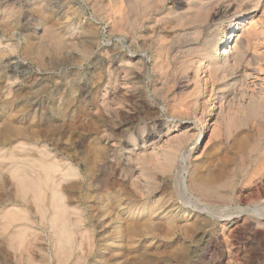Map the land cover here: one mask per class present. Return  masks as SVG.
Listing matches in <instances>:
<instances>
[{
  "label": "rangeland",
  "instance_id": "obj_1",
  "mask_svg": "<svg viewBox=\"0 0 264 264\" xmlns=\"http://www.w3.org/2000/svg\"><path fill=\"white\" fill-rule=\"evenodd\" d=\"M245 18L249 31L231 44L242 59L216 74L206 54ZM0 20V128L20 130L0 142V264H264V0H0ZM46 28L59 51L41 44ZM253 105L263 107L254 117ZM186 149L193 178L217 176L202 177L220 195L183 192ZM38 159L64 190L36 196ZM73 181L84 185L65 190ZM154 204L173 208L154 218L165 228L102 253L118 214L130 221L125 208Z\"/></svg>",
  "mask_w": 264,
  "mask_h": 264
},
{
  "label": "bare ground",
  "instance_id": "obj_2",
  "mask_svg": "<svg viewBox=\"0 0 264 264\" xmlns=\"http://www.w3.org/2000/svg\"><path fill=\"white\" fill-rule=\"evenodd\" d=\"M2 1V0H1ZM4 1V0H3ZM20 3V2H19ZM21 4V3H20ZM10 5V4H9ZM21 8V7H20ZM23 8V7H22ZM11 9V8H10ZM12 10V9H11ZM12 13V12H11ZM10 13V14H11ZM204 14V13H203ZM5 16H8V15H5ZM30 16V15H29ZM32 16V15H31ZM197 16V15H196ZM14 17V16H13ZM194 17V16H193ZM31 18V17H30ZM34 18V17H33ZM190 19V18H189ZM192 19V18H191ZM28 20V19H27ZM0 21H2V20H0ZM6 21V20H5ZM26 21V20H25ZM32 21V20H31ZM42 21V20H41ZM250 18H245V19H243V20H241V19H239V20H237V22H235L231 27H230V31L225 35V36H223L222 38H221V40L219 41V43L218 44H220V43H222L221 45H220V47H218L216 50V54H214L213 52H208L207 54H206V57L208 58V60L209 61H215V64H214V72L216 73V74H218L220 71H223V69L225 68V66H229V68H231V66H234V64L236 63V62H238L239 61V58L241 57H239V55L238 56H232L231 55V52H232V45L231 44H233L234 42H238L239 41V39H240V34H241V32H242V30L244 31V32H246L247 30L249 31V29L250 28H248V26L251 24L250 22ZM4 22V21H3ZM5 23V22H4ZM35 23V22H34ZM48 23V22H47ZM55 23V22H54ZM2 24V26H5L6 27V24L5 25H3V23H1ZM13 24V23H12ZM15 24V23H14ZM45 25H47V24H44V26ZM49 25H51V24H49ZM188 25V24H187ZM1 26V25H0ZM2 26H1V28H2ZM23 26V25H22ZM28 26V25H27ZM54 26V25H53ZM185 26V25H184ZM9 27V26H8ZM7 27V28H8ZM15 27V26H14ZM14 27H12V29L14 28ZM46 27V26H45ZM49 26L47 25V28H48ZM54 27H57V26H54ZM10 28V27H9ZM9 28H8V30H9ZM47 28H46V30H47ZM53 28V27H52ZM52 28H50V29H48L47 31L45 30V32H44V34H45V36L43 37V40L41 41V44L44 42V41H51L52 43H55V45L54 44H52V45H54L55 47H57L56 48V50H58V49H60V47L61 48H63L62 46H64L65 45V43L63 42V40H62V38H61V35H59V33L57 32V31H55L54 29H52ZM202 29V28H201ZM3 30V29H2ZM6 30V29H5ZM25 30V29H24ZM15 31V30H14ZM22 31V30H21ZM200 31V30H199ZM201 32V31H200ZM199 32V33H200ZM15 33V32H14ZM19 33V32H18ZM198 32H197V34L198 35H201V33L199 34ZM3 34V33H2ZM20 34V33H19ZM196 34V33H195ZM14 35V34H13ZM43 35V34H42ZM244 35H246V33H244ZM243 35V36H244ZM15 36V35H14ZM197 36V35H196ZM242 36V37H243ZM65 37V36H64ZM225 37V38H224ZM251 38V37H250ZM24 39V38H23ZM55 40V42H53L52 40ZM40 40V39H39ZM34 41V40H33ZM26 42V41H25ZM32 42V41H31ZM227 42V43H226ZM247 42V41H246ZM46 43V42H45ZM47 43H49V42H47ZM46 43V44H47ZM32 44V43H31ZM34 44V43H33ZM40 44V43H39ZM45 44V45H46ZM68 44H70L69 42H68ZM27 45V44H26ZM38 45V44H37ZM49 46V45H48ZM48 46H47V48H48ZM51 46V45H50ZM54 46H52V48L54 47ZM183 46V45H182ZM237 46V45H236ZM30 47V46H29ZM43 47V46H42ZM36 48V47H35ZM44 48H46V47H44ZM46 48V49H47ZM66 48V47H65ZM71 48V47H70ZM200 48V47H199ZM198 48V49H199ZM26 49H27V46H26ZM26 49H24V50H26ZM50 49V48H49ZM44 50V49H43ZM48 50V49H47ZM47 50H45V51H47ZM28 51V50H27ZM30 52H31V50H29ZM49 51H52V50H49ZM59 51V50H58ZM23 52V51H22ZM159 52V51H158ZM197 52H199V50H197ZM201 52V51H200ZM203 52V51H202ZM37 53V52H36ZM39 53V52H38ZM23 54V53H22ZM25 54V53H24ZM40 54V53H39ZM43 54V53H42ZM37 54H35V56H36ZM205 55V54H204ZM38 57H39V55H38ZM41 57V56H40ZM33 59V58H32ZM241 59H242V57H241ZM36 60V59H35ZM39 60V59H38ZM41 63V62H40ZM239 63V62H238ZM232 64V65H231ZM204 65H206V64H204ZM236 65V64H235ZM238 65V64H237ZM20 66V65H19ZM204 68H206V67H204ZM211 68V67H210ZM213 68V67H212ZM234 68H232V70H233ZM211 70V69H210ZM226 71V70H225ZM211 72H213V71H211ZM221 73V72H220ZM224 73V72H223ZM226 73H227V71H226ZM215 75V74H214ZM226 76V75H225ZM228 77V76H227ZM233 77V76H232ZM242 77H243V75H242ZM250 78V77H249ZM95 79V78H94ZM214 79V78H213ZM220 79V78H219ZM244 79V78H243ZM245 80V79H244ZM248 80V79H247ZM242 83V82H241ZM244 95V94H243ZM233 96V95H232ZM245 96V95H244ZM242 97V96H241ZM237 98V97H236ZM262 98V97H261ZM263 99V98H262ZM261 100V99H260ZM264 100V99H263ZM255 102V101H254ZM252 104V103H251ZM256 105V104H255ZM254 106V105H253ZM253 106H252V108H253ZM257 107H260L259 105H256ZM256 106H254V108L256 107ZM262 107V106H261ZM255 109H257V108H255ZM254 109V110H255ZM262 109H263V107H262ZM262 109H257L256 111H254V114H253V117H254V115H255V112H258V110L260 111V110H262ZM253 110V109H252ZM251 110V111H252ZM259 113V112H258ZM257 113V114H258ZM263 113V112H262ZM249 114H250V112H249ZM249 114H248V116H249ZM85 115V114H84ZM258 115H261V116H264V114L262 115V114H258ZM258 115H256V118H258ZM9 117V116H8ZM260 117V116H259ZM7 118V117H6ZM8 119V118H7ZM2 120H5V119H3L2 118ZM8 121V120H7ZM9 122V121H8ZM2 123V122H1ZM5 123V122H4ZM11 123V122H10ZM73 123H76V122H73ZM1 125V124H0ZM21 126V125H20ZM27 126V125H26ZM72 126V125H71ZM14 127H15V125H14ZM14 127L13 126H11V125H6V126H3L2 128H0V142H2V143H7L8 142V140H10L14 135H16V131H17V127H16V130L14 129ZM19 129V128H18ZM21 129H22V127H21ZM20 131V130H19ZM19 131H17V132H19ZM24 132V131H23ZM33 132H35L34 130H33ZM24 134V133H23ZM32 134V133H31ZM35 134V133H34ZM38 134V133H37ZM43 136V135H42ZM34 137H36V136H34ZM14 138V137H13ZM38 138V137H37ZM34 139V138H33ZM66 139V138H65ZM38 140V139H37ZM55 140V139H54ZM67 140V139H66ZM194 140V139H193ZM197 141H198V139H197ZM15 143H13V145H14ZM183 145V144H182ZM181 144H180V146H182ZM12 146V145H11ZM186 146V145H185ZM97 148V147H96ZM182 148V147H181ZM188 148V147H187ZM175 149V148H174ZM173 149V150H174ZM184 149V148H183ZM256 149V148H255ZM104 151V150H103ZM177 151H178V148H177ZM176 151V152H177ZM183 151V150H182ZM95 152H96V150H95ZM99 152H101V151H99ZM175 152V153H176ZM103 153V152H102ZM104 154V153H103ZM174 154V153H173ZM178 154V153H177ZM182 154V153H181ZM176 155V154H175ZM43 157V156H42ZM44 157H46L45 155H44ZM190 158V151H188L187 149L186 150H184L183 151V154H182V162H183V166H182V168H181V170H179L178 171V174H177V176H178V180L180 181V183H181V188H182V190H183V192L185 193V194H189L190 195V192H199V194L201 193L202 195H205L206 196V194H207V197H209L208 195H212V194H214L213 192H215V193H217V195H220V193L218 194V192L219 191H217V190H215V186L213 185L214 184V181H215V179L214 178H216L215 176H214V178H212V177H210V176H208V177H210V179L212 178V181H213V179H214V181L211 183H208L209 181H207L208 180V177H207V174L205 173L204 175H206V177H204V175H202L205 179L207 178V180H205L202 176H201V178L199 177V178H196L197 176L195 175V177L193 178V173L191 174V172H190V170H189V168H188V166L186 165L187 164V161H189L188 159ZM47 159V158H46ZM175 156L174 155H170L169 157H168V164L167 165H169V167H166V168H170V169H167V170H169V172H170V170H171V173H172V169H173V166H174V161H175ZM101 161H102V159H101ZM178 161V160H177ZM32 163V167L33 168H40V169H42L44 172L43 173H45V175L44 176H46L45 177V181L44 182H42L41 180H40V182H38V179L36 180L37 181V185H39V192L36 194V192L34 193V194H36V196L38 197L39 195H41L42 194V196H46L47 195V190H48V192H49V190H53V186H57L59 189H61V190H64V186L62 187V186H60V184L59 183H57V182H55V181H52V172H54L53 171V169H51V167H49V162H47V164H49V165H45V162L43 161V159H38V160H34L33 162H31ZM52 164V163H51ZM2 166V165H1ZM21 166H23L22 164H21ZM25 166V165H24ZM52 166H54V165H52ZM56 166V165H55ZM57 167V166H56ZM177 168V167H176ZM56 168H54V170H55ZM165 170L166 172H167V170L165 169V167L163 168L162 167V170ZM41 170V171H42ZM58 170V169H57ZM194 170V169H193ZM196 170V169H195ZM198 170H200V169H198ZM36 172V171H35ZM42 173V172H41ZM164 173V172H163ZM168 173V172H167ZM170 173V174H171ZM54 174V173H53ZM151 175V174H150ZM176 175V174H175ZM175 175H173V176H175ZM197 175H201V174H197ZM209 175V174H208ZM63 176H65L66 178H69V177H71L72 175H70V173L69 174H66V175H63ZM155 176V175H154ZM153 176V177H154ZM18 177V176H17ZM21 177V176H20ZM145 177V176H144ZM221 175H220V179H221ZM16 178V177H15ZM54 178V177H53ZM62 178H64V177H62ZM155 178V177H154ZM35 180H32V179H30L29 180V182L32 184V183H34V181ZM88 180V179H87ZM86 180V181H87ZM147 180V179H146ZM207 181V182H206ZM211 181V180H210ZM218 180H216V182H217ZM19 182V181H18ZM156 182V181H155ZM216 182H215V184H216ZM221 182V181H220ZM50 183V186L48 185ZM19 184V183H18ZM22 184H23V182H22ZM22 184H21V186H22ZM70 184V183H69ZM26 185V184H25ZM25 185H23V194H27L26 192L29 190V189H27L28 187H29V185L28 186H25ZM36 185V186H37ZM82 186V185H84V183H82V184H78V182L77 181H73L72 183H71V185L70 186H68V187H66L65 188V190H68V191H70V192H73L74 190H75V187H77V186ZM92 185V184H91ZM90 185V186H91ZM152 185V184H151ZM220 185H223L222 183L220 184ZM19 186V185H18ZM90 186H88V188H90ZM216 186H217V184H216ZM226 186V185H225ZM33 187V186H32ZM56 187V188H57ZM110 187V186H109ZM113 187V186H112ZM155 187V186H154ZM180 187V186H179ZM224 187V186H223ZM223 187H221V188H223ZM20 188V187H19ZM19 188H17V189H19ZM31 188V187H30ZM56 188H55V190L53 191V196L55 197L54 199H55V202H56V197H58V196H60L59 195V193H60V191H58V190H56ZM78 188H80V187H78ZM92 188V187H91ZM219 188V187H218ZM22 189V188H21ZM20 189V190H21ZM33 189V188H32ZM77 190V189H76ZM149 190H151V189H149ZM30 191L32 192V190L30 189ZM37 191V190H36ZM91 191V190H90ZM14 192V191H13ZM12 192V193H13ZM21 192V191H20ZM52 192V191H51ZM83 192V191H82ZM182 192V193H183ZM11 193V192H10ZM19 193V192H18ZM33 193V192H32ZM89 193V192H88ZM107 193V192H106ZM120 193V192H119ZM29 194H30V192H29ZM50 194V193H49ZM181 194V193H180ZM15 195V194H14ZM51 195V194H50ZM49 195V196H50ZM90 195V194H89ZM91 195H92V193H91ZM118 195H120V194H118ZM214 195H216V194H214ZM10 196H13V195H10ZM18 196V195H17ZM34 196V195H33ZM52 196V197H53ZM141 196V195H140ZM213 196V195H212ZM31 197H32V194H31ZM37 197H35L36 199H38ZM51 197V196H50ZM49 197V198H50ZM51 197V198H52ZM62 196H60L59 198H61ZM73 197V196H72ZM88 197V196H87ZM120 197V196H119ZM128 197V196H127ZM21 198H23V197H21ZM29 198H30V196H29ZM34 198V199H35ZM90 198V197H89ZM95 198V197H94ZM118 198V197H117ZM121 198V197H120ZM199 198V197H198ZM203 198V197H202ZM210 198V197H209ZM221 198V197H220ZM14 199H16V198H14ZM31 199V198H30ZM43 199H45V198H43ZM68 199V198H67ZM100 199V198H99ZM106 199V198H105ZM140 199V198H139ZM162 199V198H161ZM70 200H71V198H70ZM112 200H113V198H112ZM116 200V199H115ZM204 200H207V199H204ZM31 201V200H30ZM46 201V200H45ZM44 201V202H45ZM51 201V200H50ZM118 201H119V199H118ZM130 201V200H129ZM186 201V200H185ZM23 202V201H22ZM52 202V201H51ZM55 202L53 201V206H54V204H55ZM157 202H158V200H157ZM20 203V202H19ZM31 203H32V201H31ZM36 203V202H35ZM46 203V202H45ZM57 203H58V200H57ZM118 203V202H117ZM119 203H120V201H119ZM186 203V202H185ZM189 203V202H188ZM187 203V204H188ZM192 203H194V202H192ZM191 203V204H192ZM206 203V202H205ZM33 204H34V202L32 203V206H33ZM47 204V203H46ZM59 204V203H58ZM58 204H55L56 206V208L58 209V211H59V208H63V207H65V206H58ZM60 204H63V202L61 203V199H60ZM152 204V203H151ZM155 204L157 205V203L155 202ZM155 204L154 205H152L151 207H149V208H147V207H145V208H147L148 210H146V211H141L140 209H138L137 207L136 208H134V209H131V208H129V209H127V208H125V211L127 210V213H124L125 215H128V217L130 218V221L129 220H127V219H125V217L123 216V217H121L119 214V216L121 217V218H119V216L117 215L116 217H115V219H116V221H111L110 222V225H111V227H113V231L111 232V233H109V235L105 238V239H107L106 240V243H105V241H104V243L106 244H104L105 246H104V248H103V251H102V253H105L106 254V252H107V250L109 251L110 249L112 250V249H114L115 247H118L119 249H120V247H121V243H123V242H125L126 244H127V247L129 248V249H131L132 247H134L135 246V244H136V246L138 245L137 243L141 240V238H142V234H144L143 232H146V235L145 236H147V235H149V234H151V232H154V230H158V228H157V226H159V224H160V226H162L161 225V223H159V221L161 220L160 218V220H156L155 221V219L154 218H156V217H158V215H156L157 214V212L159 213V210H161V208H162V214H163V218H170L171 219V217H172V209L169 211V210H167L165 207H162L161 206V208L159 207V208H157L156 206H155ZM158 204H160L161 205V203H158ZM165 204H167L166 202H165ZM182 204V203H181ZM196 204V203H195ZM34 205H36V204H34ZM45 205V204H44ZM64 205V204H63ZM99 205H100V203H99ZM115 205V204H114ZM122 205H124V204H122ZM122 205L120 204V206L122 207ZM135 205V204H134ZM190 205V204H189ZM31 206V205H30ZM37 206V205H36ZM143 206V205H142ZM155 206V207H154ZM164 206V205H163ZM173 206V205H172ZM100 207V206H99ZM98 207V208H99ZM119 207V206H118ZM120 207V208H121ZM129 207V206H128ZM181 207V206H180ZM197 207V206H196ZM200 207V206H199ZM207 207V206H206ZM44 208V207H43ZM55 208V209H56ZM97 208V209H98ZM31 209V208H30ZM39 210H40V208H38ZM37 209V210H38ZM46 209V208H45ZM54 209V210H55ZM64 209H67V207H65ZM89 209V208H88ZM175 209V208H174ZM180 209V208H179ZM193 209H195V208H193ZM38 210V211H39ZM178 210V209H177ZM177 210H175V211H177ZM196 210V209H195ZM202 210V209H201ZM207 210H209V209H207ZM206 210V211H207ZM41 211V210H40ZM39 211V212H40ZM100 211V210H99ZM106 211V210H105ZM121 211V210H120ZM211 211V210H210ZM241 211H243V209L242 210H240V212ZM12 212V211H11ZM55 212H57V211H55ZM68 212V211H67ZM253 212V211H252ZM251 212V213H252ZM256 212V211H255ZM33 213V212H32ZM69 213V212H68ZM241 213H243V212H241ZM245 213V212H244ZM54 215H55V213H53ZM58 214H60V213H58ZM70 214V213H69ZM140 214H142L141 216H145V217H142V218H144V220H143V222H141V224H140V222L138 223V221H136L135 219H137L138 220V217L140 216ZM161 214V215H162ZM176 214V213H175ZM184 214V213H183ZM8 215V217L10 216V214H7ZM123 215V214H122ZM189 215V214H188ZM252 215V214H251ZM260 216H264V214H259ZM6 216V215H5ZM13 216H15V214L13 215ZM44 216V215H43ZM55 216H57V215H55ZM62 216V215H61ZM180 216V215H179ZM185 216V215H184ZM19 217V216H18ZM20 217H22L23 218V213H22V216H20ZM58 217H59V215H58ZM137 217V218H136ZM230 216H228V218L226 219V220H233L234 218H236V217H238V216H236V217H233L232 218V216L229 218ZM11 219H12V215H11V217H10ZM43 218V217H42ZM60 218V217H59ZM161 218H162V216H161ZM177 218V217H176ZM220 218H222V217H220ZM6 219V218H5ZM15 218L13 217V221L15 222V220H14ZM17 219V218H16ZM102 219H104V218H102ZM114 219V220H115ZM10 220V219H9ZM23 220H24V218H23ZM109 220V219H108ZM180 220H182L181 219V217L179 218V221ZM217 220V219H216ZM17 222H19L18 221V219L16 220ZM166 221V220H165ZM164 221V222H165ZM21 222V221H20ZM105 222V221H104ZM181 222V221H180ZM185 222H187V224H186V226L188 225H190V226H192V222L190 221H188V220H185ZM201 222V221H200ZM7 224H8V219H7V222H6ZM5 223V224H6ZM10 223H12V222H10ZM63 223L65 224L66 222L64 221V219H63ZM62 223V224H63ZM195 223V222H194ZM204 223V222H203ZM3 224V223H2ZM107 224V223H106ZM167 224H168V226L169 227H171V229H174L175 230V228H177L178 226H177V222L173 219V221L172 220H168L167 221ZM184 224V223H183ZM182 224V225H183ZM195 224H197V223H195ZM202 224V223H201ZM8 225H12V224H8ZM58 225H61V223L59 224L58 223ZM68 225V224H67ZM180 225V224H179ZM181 225V226H182ZM24 226V225H23ZM57 226V225H56ZM105 226H107V225H105ZM165 226H167V225H165ZM177 226V227H176ZM194 226V225H193ZM193 226H192V228H193ZM196 226V225H195ZM210 226V225H209ZM6 227V226H5ZM17 227V226H16ZM16 227H13L14 229L16 228ZM25 227V226H24ZM54 227V226H53ZM163 228H165L164 226H162ZM184 227V226H183ZM197 227H199V224H198V226ZM201 227H203V225L201 226ZM9 228V227H8ZM12 228V232H14V229ZM56 229L57 228H59V226H57V227H55ZM61 228V227H60ZM162 228V229H163ZM188 228V227H187ZM190 228V227H189ZM196 228V227H195ZM32 229V228H31ZM54 229V228H53ZM171 229H169L168 228V230H171ZM59 230V229H58ZM74 231H75V229H73ZM156 230V231H157ZM159 230H161V228L159 229ZM177 230V229H176ZM185 230V229H184ZM183 230V231H184ZM194 230V229H193ZM193 230H192V232H193ZM198 230V229H197ZM196 230V231H197ZM74 231H72V232H74ZM164 231V230H163ZM181 231V230H180ZM23 232V231H22ZM59 232H61V231H59ZM70 232V231H69ZM160 232V231H159ZM165 232H167V230L165 231ZM169 232V231H168ZM171 232V231H170ZM178 232V231H177ZM188 232H189V230H188ZM191 232V231H190ZM17 233V232H16ZM16 233H14V235L16 234ZM156 233V232H155ZM13 234V233H12ZM11 234V235H12ZM62 234H63V232H62ZM65 234V233H64ZM75 234V233H74ZM106 234V233H105ZM153 234L154 233H152V236H153ZM159 234V233H158ZM173 233L171 232V235H172ZM70 235H71V233H70ZM163 235V234H162ZM167 235V234H166ZM165 235V236H166ZM169 235V234H168ZM24 236V235H23ZM160 236V235H159ZM164 236V235H163ZM12 237H13V235H12ZM20 237V236H19ZM66 237V236H65ZM123 237V239L125 240H122L119 244L117 243V242H119L118 240L120 239V238H122ZM21 238H22V236H21ZM103 239V238H102ZM67 240H68V238H67ZM66 240V241H67ZM69 241H71V240H68V242ZM12 242V241H11ZM15 242H16V240H15ZM22 242H23V239H22ZM26 242H28V241H26ZM25 242V243H26ZM34 242V241H33ZM151 242V241H150ZM70 243V242H69ZM23 244V246L22 247H24L25 248V250L27 249V246L29 245V244H25L26 245V247L24 246V243H21L20 245H22ZM13 245H15V243L13 242ZM16 245H19V243L18 244H16ZM35 246H36V244H34ZM34 246V247H35ZM126 246V245H125ZM21 247V248H22ZM60 247V246H59ZM64 247V246H63ZM123 247H124V245H123ZM65 248V247H64ZM102 248V247H101ZM33 249V248H32ZM59 249V248H58ZM118 249V250H119ZM121 249H122V247H121ZM124 249V248H123ZM22 250H24V249H22ZM34 250V249H33ZM32 250V251H33ZM60 251V250H59ZM115 251V250H114ZM120 251V250H119ZM122 251H124V250H122ZM132 251H133V248H132ZM57 252V251H56ZM61 252H65L64 250L63 251H61ZM69 252V251H68ZM99 252V251H98ZM130 252H131V250H130ZM117 253V252H116ZM115 253V254H116ZM65 254H67V253H65ZM111 254H113L112 256L114 257V253H111ZM111 254H109L110 256H111ZM118 254H119V252H118ZM118 254H116V255H118ZM120 254H121V252H120ZM132 254H133V252H132ZM101 255V254H100ZM25 256V255H24ZM61 257H62V255H60ZM105 256V255H104ZM128 256V255H127ZM132 256V255H131ZM129 257H130V255H129ZM105 258H107V257H105ZM100 259H102V258H100Z\"/></svg>",
  "mask_w": 264,
  "mask_h": 264
}]
</instances>
